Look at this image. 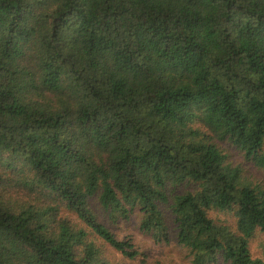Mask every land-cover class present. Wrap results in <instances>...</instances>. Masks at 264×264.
Returning a JSON list of instances; mask_svg holds the SVG:
<instances>
[{"label":"trees","instance_id":"16d2710c","mask_svg":"<svg viewBox=\"0 0 264 264\" xmlns=\"http://www.w3.org/2000/svg\"><path fill=\"white\" fill-rule=\"evenodd\" d=\"M219 142L264 170V0H0V264H148L100 211L264 264V185Z\"/></svg>","mask_w":264,"mask_h":264},{"label":"rangeland","instance_id":"374dc122","mask_svg":"<svg viewBox=\"0 0 264 264\" xmlns=\"http://www.w3.org/2000/svg\"><path fill=\"white\" fill-rule=\"evenodd\" d=\"M221 147L229 154V159L235 165H240L243 170L244 177H248L251 181L264 185V170L257 168L245 155L228 142H219ZM188 187H179L177 191H183ZM102 220L110 227V229L121 239L131 240L139 250L148 256V264H190L192 254L190 251L180 245L176 239V224L171 214L166 211L168 222L171 228V239L168 243H157L150 234L144 233L140 229L141 214L136 211L130 219L120 220L117 223L109 220L104 212L100 211ZM215 217L223 220L229 219L231 224H235V220L230 213L217 212ZM261 236L252 242V250L255 256L264 258L259 247ZM122 264H137L138 261L129 260L122 255L108 248Z\"/></svg>","mask_w":264,"mask_h":264}]
</instances>
